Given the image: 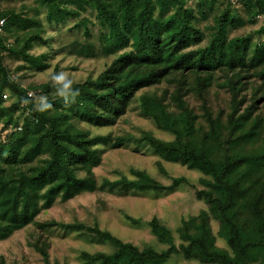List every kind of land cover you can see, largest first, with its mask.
<instances>
[{
    "label": "trees",
    "instance_id": "trees-1",
    "mask_svg": "<svg viewBox=\"0 0 264 264\" xmlns=\"http://www.w3.org/2000/svg\"><path fill=\"white\" fill-rule=\"evenodd\" d=\"M239 1L245 17L234 7ZM38 2L46 7L50 24L76 19L70 30L86 38L72 40L79 53L111 56L112 60L95 77L72 81L79 95L69 104L57 94L52 81L22 85L12 77L5 59L24 61L18 70L43 72L51 66V53L35 54L31 49L36 40L50 43L39 31L43 24L38 12L30 15L24 5L0 9V19H5L0 33L4 132L0 135V240L33 224L42 231L78 230L111 243L109 252L82 251L83 264H166L175 254L202 264H264V112L258 109L264 100V0ZM212 14L210 37L202 45L206 33L199 23ZM258 18L262 23L254 31L257 39L252 34L230 37L231 29L256 24ZM253 78L261 85L252 89L263 95L254 90L249 104L243 92ZM162 83L173 90L167 84L162 93L150 89ZM214 84L228 92L229 110L219 106L215 111L211 106ZM36 97L42 101L38 103ZM7 98H12L9 104ZM135 101L143 116L173 138L165 140L149 130L139 136H114L89 128L114 126ZM45 103L50 107L41 110ZM128 143L151 146L159 157V170L171 184L134 166L129 168L133 177L119 172L118 178L98 182L94 168L101 164L104 148ZM162 161L180 163L204 175L200 179L203 188L193 186L208 208L182 217L175 230L178 244L173 231L157 217L147 224L158 242L167 245L162 249L124 241L96 221L89 225L37 219L58 200L68 201L85 192H169L189 182L185 176H170ZM125 213L132 225L141 224V218ZM212 219L218 221L219 236L228 248L217 245ZM30 245L45 264H51L49 242L38 237Z\"/></svg>",
    "mask_w": 264,
    "mask_h": 264
},
{
    "label": "rangeland",
    "instance_id": "rangeland-1",
    "mask_svg": "<svg viewBox=\"0 0 264 264\" xmlns=\"http://www.w3.org/2000/svg\"><path fill=\"white\" fill-rule=\"evenodd\" d=\"M190 4L194 5L193 3ZM21 5H24L25 9L30 11V15L35 14V12L39 13L43 24L42 30L40 29L39 31L42 33V37L48 39L50 43L46 45L36 40L31 49L32 52L35 54L51 53L52 57L50 59L51 66L43 72L34 69H23V67L18 70L19 66H24V61L11 57L6 58L5 62L12 71V77L22 85H39L52 81V75L57 72L66 73L73 82L83 81L88 76L95 77L111 62V56L105 57L98 54L97 57H87L83 53H79L76 50L77 47L75 48L72 44V40L77 39V41L80 40L81 42L85 41L86 38L80 31L70 30L76 19L60 25L50 24L46 20V7H41L38 0H1L0 9L12 7L20 9ZM234 7L245 17L242 1L234 4ZM216 11H219V9H216ZM85 14L88 15L87 13ZM213 15H211L209 20H202L199 23L200 29L206 33V39L202 42V45L206 44L210 37L209 27L213 23ZM258 20L256 24L248 23L238 29H231L230 37L252 34V37L257 39L254 31L261 25L262 18H258ZM43 30L45 33H43ZM96 31L97 29L94 28V32ZM20 34L17 33V35ZM254 79L257 78H253L251 86L248 85V89L243 92L249 104L253 99L251 97L254 90H256L255 88H258L256 85H261L260 81L254 82ZM166 84L172 91L173 87L168 83H162L150 89L162 93L167 87ZM252 86L255 88L252 89ZM144 90L140 91V93ZM256 93L259 96L263 95L262 91L257 92L256 90ZM36 98L38 103L42 101V98ZM11 99L9 98L6 103L9 104ZM210 99V104L215 111L218 110L219 106H222L226 111L229 110V94L225 88L214 84L211 87ZM191 102L198 107L195 98H191ZM247 105L244 104L243 107ZM258 107L259 111L264 112V100L258 103ZM89 128L92 129L93 133H112L114 136L127 133L139 136L143 130H149L156 137L165 140L173 138L170 132L159 129L150 118L143 116L137 101L132 103L128 112L119 118L114 126ZM136 147H138V150H135ZM158 161V155L147 144L139 146L135 143H128V145L115 149L105 147L102 152V162L94 168V173L98 182H101L105 177L110 179L118 178L120 177L119 172L133 177L129 173V168L134 166L148 171L154 178L166 185L171 184V179L159 170ZM163 164L170 176H185L189 182L169 192L149 191L147 193H135L131 191L126 194L108 190L85 192L68 201L58 200L50 209L42 211L37 219L40 221L49 219L63 222L79 221L89 225L94 224L96 221L100 228L112 232L124 241H130L140 247L152 246L155 249H162L166 248L167 245L158 242L147 224L148 220L157 217L173 231L178 244L180 239H178L175 230L181 223L182 217L198 214L202 209L208 208L206 202L196 196L195 191V186L203 188L200 179L204 175L198 170L188 169L180 163L164 161ZM125 212L136 218H141V224L132 225L125 217ZM211 225L213 232L217 236V245L228 248L225 240L219 236L218 221L212 219ZM38 237L49 242L48 252L51 264H83L82 251L94 253L96 251L109 252L113 250L111 243L78 230L67 231L55 227L42 231L35 225L30 224L16 230L9 237L0 240V264H45L43 256L30 245V242ZM166 264L202 263L196 260H188L181 255L175 254Z\"/></svg>",
    "mask_w": 264,
    "mask_h": 264
},
{
    "label": "clouds",
    "instance_id": "clouds-1",
    "mask_svg": "<svg viewBox=\"0 0 264 264\" xmlns=\"http://www.w3.org/2000/svg\"><path fill=\"white\" fill-rule=\"evenodd\" d=\"M51 79L56 87L57 94L63 97L66 104L75 101L76 97L79 95V89L73 88V82L66 73L57 72L52 75ZM48 107H50V105L45 103L41 106V110L47 109Z\"/></svg>",
    "mask_w": 264,
    "mask_h": 264
},
{
    "label": "built area",
    "instance_id": "built-area-1",
    "mask_svg": "<svg viewBox=\"0 0 264 264\" xmlns=\"http://www.w3.org/2000/svg\"><path fill=\"white\" fill-rule=\"evenodd\" d=\"M232 1L236 2L238 0H232ZM4 25H5V19L2 18V19H0V33L3 31ZM29 94L31 95L32 92H29ZM6 97H7V95H4V98H6Z\"/></svg>",
    "mask_w": 264,
    "mask_h": 264
}]
</instances>
